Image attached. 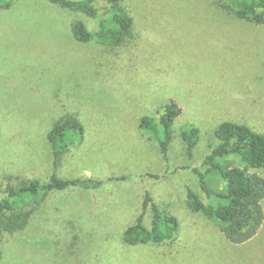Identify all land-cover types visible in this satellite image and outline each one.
Returning <instances> with one entry per match:
<instances>
[{
  "label": "rangeland",
  "instance_id": "rangeland-1",
  "mask_svg": "<svg viewBox=\"0 0 264 264\" xmlns=\"http://www.w3.org/2000/svg\"><path fill=\"white\" fill-rule=\"evenodd\" d=\"M222 2L128 0L143 22V49L117 51L97 40L76 42L67 28L74 16L45 0H18L0 12V27L9 26L0 28V120L20 128L7 129L20 132L15 137L0 138V150L7 148L0 164L17 169L14 176L47 179L53 161L47 135L67 112L79 117L86 137L72 148L61 176L105 182L95 193L53 194L27 231L2 245L0 264H264V230L248 245L227 247L212 224L188 209L185 184L205 199L194 169L207 174L212 188L224 189L217 172L202 167L212 149L208 134L224 122L264 133V26L230 18L218 11ZM166 10L172 13L162 16ZM81 18L99 30L97 21ZM18 21L31 27L20 29ZM171 101L182 114L167 161L140 121L159 118ZM187 125L202 135L193 161L182 139ZM182 166L189 168L166 173ZM158 175L168 177H151ZM146 189L185 231L165 244L129 246L127 214L141 206ZM151 219L149 212L148 228Z\"/></svg>",
  "mask_w": 264,
  "mask_h": 264
},
{
  "label": "trees",
  "instance_id": "trees-1",
  "mask_svg": "<svg viewBox=\"0 0 264 264\" xmlns=\"http://www.w3.org/2000/svg\"><path fill=\"white\" fill-rule=\"evenodd\" d=\"M16 1L18 0H0V12L10 11L12 4ZM45 1L61 12L74 16L67 21V28L72 32L74 40L80 44L97 40L115 51L121 48L137 50L142 48L140 30L143 32L141 25L143 22L138 20V16L130 10L127 5L128 0ZM224 1L218 11L239 21L264 26V0ZM166 2L168 0H160L161 4L165 5ZM206 6L216 9L209 4ZM170 13L172 11L166 10L162 16ZM82 15L97 21L99 30L92 32L81 18ZM17 24L20 29L31 27L20 25L19 21ZM3 27L9 26L3 25ZM134 65L139 64L135 62ZM181 114L182 108L179 104L171 101L164 107L159 118L145 116L140 121L141 129L159 142L161 153L167 161L174 137L173 126ZM15 128L2 125L0 120V138L7 136L10 139L11 135L15 137L20 132L7 130ZM201 136L200 129L193 125H187L182 130V139L190 161L194 160V152ZM85 137L86 130L79 117L66 112L52 125L47 135L53 157L51 174L47 179H25L14 176L19 173L17 169L10 170L6 163L0 164V190L3 191L0 197V261L2 245L10 238L25 233L31 226L35 214L44 203L51 200L50 197L53 194L70 190L95 193L104 186L105 182L92 178L61 176L65 161L71 157L72 148L76 144H81ZM208 137L212 149L205 157L202 167H208L210 171L217 172L224 183V189L212 188L207 174L200 168L194 169L199 176L200 189L205 199H202L190 185L185 184L188 192V209L198 218L212 224L226 239L224 240L227 247L248 245L259 238L264 230V175L260 173L264 171V133L256 132L245 124L224 122L210 132ZM6 149L0 150V155L6 154ZM230 159L240 161L243 167L232 166L229 163ZM222 160L225 162L222 163ZM188 168L189 166L175 167L171 171L168 168L166 173L179 174ZM151 177L161 180L167 179L168 176ZM127 179L129 177L125 176L121 180ZM123 211L117 210L124 214ZM149 212L152 218L151 228L145 224ZM127 215L128 222L132 221L133 224L123 230V240L129 246L165 244L176 239L182 230L185 231L180 220L163 209L148 189L143 194L141 206L133 208ZM70 253L71 256L74 255L71 250Z\"/></svg>",
  "mask_w": 264,
  "mask_h": 264
}]
</instances>
